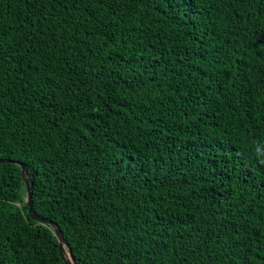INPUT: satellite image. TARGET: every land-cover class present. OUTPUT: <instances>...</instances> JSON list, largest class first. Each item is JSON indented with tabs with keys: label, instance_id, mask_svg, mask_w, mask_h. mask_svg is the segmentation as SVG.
Masks as SVG:
<instances>
[{
	"label": "trees",
	"instance_id": "16d2710c",
	"mask_svg": "<svg viewBox=\"0 0 264 264\" xmlns=\"http://www.w3.org/2000/svg\"><path fill=\"white\" fill-rule=\"evenodd\" d=\"M264 0H0V158L76 264H264ZM0 163V264H65Z\"/></svg>",
	"mask_w": 264,
	"mask_h": 264
},
{
	"label": "water",
	"instance_id": "95a60500",
	"mask_svg": "<svg viewBox=\"0 0 264 264\" xmlns=\"http://www.w3.org/2000/svg\"><path fill=\"white\" fill-rule=\"evenodd\" d=\"M5 162H11V163L17 164L18 166L21 167V175H22L23 181L25 182V185H26L25 204L28 206V213H29L30 217L33 220L47 224L52 228V230H53V232L57 238V241H58L60 257L62 258V260L64 261L65 264H76L68 244L63 239L60 228L54 222H52L48 219L39 217L38 215H36L33 212L32 202H31L32 189H31V185H30L29 180H28V172H27L26 165L20 161L10 160L7 158H0V163H5Z\"/></svg>",
	"mask_w": 264,
	"mask_h": 264
},
{
	"label": "clouds",
	"instance_id": "9594fccd",
	"mask_svg": "<svg viewBox=\"0 0 264 264\" xmlns=\"http://www.w3.org/2000/svg\"><path fill=\"white\" fill-rule=\"evenodd\" d=\"M257 156H258V158L261 159V162H264V155H257Z\"/></svg>",
	"mask_w": 264,
	"mask_h": 264
}]
</instances>
